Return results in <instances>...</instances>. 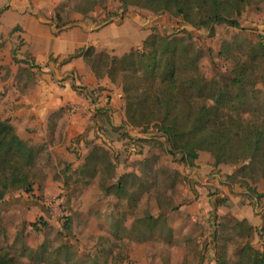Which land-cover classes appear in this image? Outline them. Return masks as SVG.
Returning a JSON list of instances; mask_svg holds the SVG:
<instances>
[{"label":"rangeland","instance_id":"1","mask_svg":"<svg viewBox=\"0 0 264 264\" xmlns=\"http://www.w3.org/2000/svg\"><path fill=\"white\" fill-rule=\"evenodd\" d=\"M58 9L61 24H74L81 14L103 26L78 42L106 47L93 59L101 60L95 65L99 71L108 61L104 54L120 58L142 50L150 35L185 39L191 34L203 52V74L225 90L219 104L208 100L207 105L221 113L236 104L246 118L264 117V55L258 52V44H264V0L244 10L241 27L222 24L214 34L169 13L125 8L119 0H69ZM56 21L51 32L45 31L52 40ZM19 48L15 63L23 53ZM1 65L0 77L10 70ZM235 77L240 84L231 82ZM124 82L119 74L112 85L126 110ZM102 91L91 111L99 104L110 107L115 89L111 95ZM74 108L69 107V121L77 127ZM101 117L98 130L89 128V118L83 130L70 129L71 136L53 117L46 137L36 144L26 141L38 152L34 191L11 192L0 202V256L12 264H258L264 254V198L258 201L255 193H264L263 171L234 180L228 172L238 167L210 163L213 168L201 173L181 154H171L154 122L145 129L127 126L130 139L123 129L111 127L109 113ZM119 182L125 191L118 194ZM255 215L261 216L256 227L246 219ZM243 220L247 223L240 229Z\"/></svg>","mask_w":264,"mask_h":264},{"label":"trees","instance_id":"2","mask_svg":"<svg viewBox=\"0 0 264 264\" xmlns=\"http://www.w3.org/2000/svg\"><path fill=\"white\" fill-rule=\"evenodd\" d=\"M259 1L119 0L125 8L138 5L154 14L169 13L180 17L191 26L209 30L210 34L222 24L241 27L244 10ZM61 18L59 10L57 28L63 24ZM147 48L149 52L145 51ZM258 52L264 55L262 42L258 44ZM97 55H100L97 49L89 46L71 55L67 61L81 57L98 78L106 74L112 82L123 74L126 127L145 129L154 122L170 145L171 154H181L189 168L195 167L201 151H208L215 167H238L228 179L247 177L248 171L253 174L259 170L264 172V117L246 118L236 104H227L221 113L207 105L208 100L219 104L225 90L203 74L199 65L203 52L195 47L191 34L188 33L185 39L150 35L144 40L142 50L132 49L120 58L104 54L108 61L101 71L95 66L101 60H93ZM243 71L238 74L243 75ZM241 81L235 77L231 82L240 84ZM37 155V149L18 135L10 120L0 116V202L11 192L33 193ZM261 178L264 179V175ZM115 187L118 194L125 191L121 182ZM248 192L252 193L250 189ZM255 195L258 201L264 198V193L256 192ZM216 205H222V202ZM245 223L239 222V228ZM32 226L37 228V224ZM65 228H69L68 222ZM262 255L258 264H264ZM5 256H0V264H12Z\"/></svg>","mask_w":264,"mask_h":264},{"label":"crops","instance_id":"3","mask_svg":"<svg viewBox=\"0 0 264 264\" xmlns=\"http://www.w3.org/2000/svg\"><path fill=\"white\" fill-rule=\"evenodd\" d=\"M66 1L69 0H0V55L4 57L0 66L3 64L10 69L4 71L0 77V116L10 120L23 140L33 141L35 144L48 135L53 117L57 118V122L61 121L58 124L62 127L65 123L64 134L70 136V129L83 130L89 118V128L98 130L102 114L107 113L111 116V127L115 130L123 129L127 132L130 129L124 128L126 112L120 101L122 96L113 83L108 78H98L81 57L67 61L81 49L89 46L100 48L90 44L80 47L78 42L89 38L103 26L97 27L91 19H85L86 16L79 14L74 16L76 23H63L54 31L56 37L53 40L46 36V29L48 33L51 32L50 23L56 19L60 10L58 7ZM53 24L56 25V22ZM110 26L114 24L102 30ZM18 47L23 53L22 56L19 54L20 63H15L12 59ZM114 89L113 94L111 91ZM101 90L104 95L113 94L110 107L103 108L99 104L96 112L91 111L96 104L94 102H98V93ZM69 107L78 111L77 127L70 125L69 119L72 116L68 114ZM206 155L200 154L195 162L196 169L201 173L213 168V157ZM235 170H230L228 175ZM246 219L251 226L256 227L261 216L255 215L253 219L246 216ZM243 221L247 223V220Z\"/></svg>","mask_w":264,"mask_h":264},{"label":"built area","instance_id":"4","mask_svg":"<svg viewBox=\"0 0 264 264\" xmlns=\"http://www.w3.org/2000/svg\"><path fill=\"white\" fill-rule=\"evenodd\" d=\"M93 106H95V104Z\"/></svg>","mask_w":264,"mask_h":264},{"label":"water","instance_id":"5","mask_svg":"<svg viewBox=\"0 0 264 264\" xmlns=\"http://www.w3.org/2000/svg\"><path fill=\"white\" fill-rule=\"evenodd\" d=\"M187 28V27H186Z\"/></svg>","mask_w":264,"mask_h":264}]
</instances>
